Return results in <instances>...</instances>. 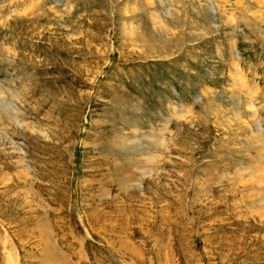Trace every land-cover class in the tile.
<instances>
[{"label":"rangeland","instance_id":"obj_1","mask_svg":"<svg viewBox=\"0 0 264 264\" xmlns=\"http://www.w3.org/2000/svg\"><path fill=\"white\" fill-rule=\"evenodd\" d=\"M0 264H264V0H0Z\"/></svg>","mask_w":264,"mask_h":264}]
</instances>
